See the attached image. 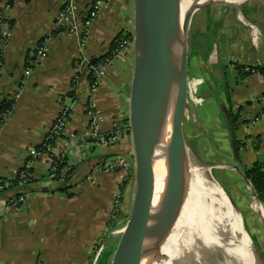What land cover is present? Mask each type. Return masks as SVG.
I'll list each match as a JSON object with an SVG mask.
<instances>
[{
	"label": "crops",
	"instance_id": "1",
	"mask_svg": "<svg viewBox=\"0 0 264 264\" xmlns=\"http://www.w3.org/2000/svg\"><path fill=\"white\" fill-rule=\"evenodd\" d=\"M12 2V7L5 9L0 0V10L10 19L12 28L0 67V107L4 99L12 102L8 119L0 124V179L13 176L41 144L64 98L72 107V115L56 144L58 149L68 151L71 171L67 185L73 195L59 190L60 182L43 183L46 166L41 162L34 166L36 180L32 184L0 194V264H89L101 238L105 242L101 254L109 256L115 250L120 239L115 230L126 224L135 190L134 175L121 184L118 172L96 173L93 169L111 154L132 153L133 139L127 132L109 146L89 141L79 145L69 133H80L88 125L90 65L111 56L97 61L111 50L120 31L134 29V0H111L109 8L88 27L85 39V15L92 0ZM69 3L78 6L76 17L58 25V16ZM249 23L260 29L257 41L252 38ZM201 26L203 39L197 42L189 62L188 81L193 91L190 94L187 88L184 133L199 158L220 161L217 169L242 177L240 171L264 161V74L245 73L244 69L264 66V0L211 4ZM42 45L48 48L47 57L37 59V48ZM82 59L88 65L86 71H79ZM110 66L95 96L106 132L112 130L117 118L129 121L134 69V65H115L114 60ZM76 74L81 76L77 82ZM73 87L75 97L70 99L67 96ZM228 114L233 118L237 145L240 143L239 160L233 150ZM90 173L94 181L88 180ZM227 178L228 186L236 192L237 185ZM117 190L122 191L123 202L120 215L112 220L110 212ZM21 192L28 197L19 206L3 202ZM262 240L264 237L259 239L264 252ZM107 249L113 250L106 253Z\"/></svg>",
	"mask_w": 264,
	"mask_h": 264
},
{
	"label": "water",
	"instance_id": "2",
	"mask_svg": "<svg viewBox=\"0 0 264 264\" xmlns=\"http://www.w3.org/2000/svg\"><path fill=\"white\" fill-rule=\"evenodd\" d=\"M223 3L228 2L209 0L194 7L187 22V32H189L193 14L198 9L211 4ZM179 4L180 0H134V69L129 121L136 159L135 190L130 215L121 232L111 264L163 263V238L175 221L183 201L181 194H172L165 180L161 195H159L160 204L155 211L157 195L155 157L162 141L163 111H166L167 116L165 129L168 137L167 152L171 165L174 164L181 143H185L189 149L183 129L189 71L188 33L180 49L174 86L168 101L161 99L159 95V86L168 53L166 42L170 41L172 33L176 30ZM228 119L232 131L235 158L239 160L240 153L233 118L230 114H228ZM179 163L180 165L176 167L179 171L176 174L173 173V182L177 190L181 189L186 179L185 164L182 165L180 161ZM240 174L253 191L258 205L264 209L245 172L240 171ZM44 190L50 191L51 189L44 187ZM227 195L237 209L243 230L250 241L252 253L249 249L248 252L250 256L252 255V264H264L263 253L249 232L238 206L228 193ZM245 242L247 244L246 240ZM99 255H95V262ZM247 263L251 264L248 258L245 264Z\"/></svg>",
	"mask_w": 264,
	"mask_h": 264
},
{
	"label": "bare ground",
	"instance_id": "3",
	"mask_svg": "<svg viewBox=\"0 0 264 264\" xmlns=\"http://www.w3.org/2000/svg\"><path fill=\"white\" fill-rule=\"evenodd\" d=\"M208 1L180 0L176 30L172 33L170 41L166 42L168 53L159 86V95L166 102L174 86L180 49L187 38L190 12L194 7ZM166 118V111H163L162 141L155 157L157 187L155 211L160 204L159 195L165 180L173 195L183 196V204L163 238L164 258L161 264H245L247 258L252 264V255L250 256L248 252L249 249L252 253L250 241L243 230L239 213L227 193L210 176L209 169L198 164L185 143L179 145L174 164L171 165L167 152ZM179 161L182 165L185 164L186 179L181 189L177 190L173 182V173L179 171L176 168L180 165Z\"/></svg>",
	"mask_w": 264,
	"mask_h": 264
},
{
	"label": "built area",
	"instance_id": "4",
	"mask_svg": "<svg viewBox=\"0 0 264 264\" xmlns=\"http://www.w3.org/2000/svg\"><path fill=\"white\" fill-rule=\"evenodd\" d=\"M111 0H92L89 7L88 13L85 15V24L87 25V31L83 38L87 37L88 27L91 23L100 15L101 11L109 8ZM1 3L5 9H10L12 7V0H1ZM78 12V6L74 3L66 4L57 19V24H63L64 19H73L76 17ZM251 29V35L254 41H257L260 37V29L257 25L249 23ZM11 23L10 19L0 10V59H3L4 49L9 42L11 36ZM133 52L134 54V32L129 30H123L121 35L116 39V44L114 47L113 54L106 61H99L96 64H91L89 68L91 76L90 85V95L87 103V115H88V125L80 133L71 132L69 133V138L75 140L79 145L86 142H94L100 146H109L111 144H116L122 137L128 132L131 133L130 122L121 120L117 118L113 123V128L110 132H106L103 129V114L99 107L95 103V96L99 89V85L106 73V66L111 64L115 58L124 56ZM48 48L46 45L39 46L37 48L36 58L43 59L47 57ZM87 65L85 60L82 59L79 62V71H82L83 67ZM255 66H262L261 64ZM247 66L246 71L257 72L256 68ZM80 74V73H79ZM76 74L74 81L79 80L80 75ZM74 86V85H73ZM188 91L191 94L193 91V86L188 81L187 85ZM70 99L75 97V89L69 93L67 96ZM264 99V95L261 96ZM10 109L6 108L0 115V124H3L9 116ZM72 115V107L64 102L62 99L60 110L55 116L53 122L49 126L47 133L41 142V144L35 148L31 154L25 159L22 166L14 173L11 177H3L0 179V194L5 193L11 189L19 186L30 185L36 180L34 173V166L36 163L41 162L46 166V173L42 178L45 185H50L54 182L64 181L69 172L71 171V166L67 162L66 149L57 148V140L64 133V130L70 120ZM65 145L68 142H64ZM135 154L134 151L129 154L116 153L105 157L102 161L96 164L94 167V172L99 173H119V180L121 184L129 182L131 177L135 175ZM234 169V168H232ZM88 180L94 181V174L90 173L87 176ZM28 193L21 192L15 193L7 198L3 199V202L11 206H19L24 201H26ZM123 202V194L121 190H117L113 194V203L110 218L116 220L120 213ZM124 226L115 230L121 233ZM105 247V242L102 238L99 240L98 247L96 249V254H101L103 248Z\"/></svg>",
	"mask_w": 264,
	"mask_h": 264
},
{
	"label": "rangeland",
	"instance_id": "5",
	"mask_svg": "<svg viewBox=\"0 0 264 264\" xmlns=\"http://www.w3.org/2000/svg\"><path fill=\"white\" fill-rule=\"evenodd\" d=\"M208 7H209V5L198 9L193 14V17L191 19V24L189 27L188 39H187L189 62L193 56V52L195 51V49L197 47V42L201 41L203 39L202 32H201V29H202L201 24L205 23V14L207 13ZM114 63H115V65L120 63V64L124 65L125 67L129 68V67L134 65V54L133 53L127 54V55L115 58ZM110 67L111 66L109 64L106 66V69H110ZM188 76H189V71H188ZM186 136L187 135H185V139H186V142L189 146L190 153L193 154L194 157L197 159L198 164L200 166L202 165L201 167L204 168V166H205L206 168L209 169L210 176H212V178H214L217 181L219 186L224 191L225 190L227 191V192L226 191L225 192L228 193L230 195V197L233 199V201L236 203V205L238 206V208L240 210L242 217L245 220V223L248 226L249 232L251 233L256 244L259 246V248L261 249V252L264 255V252L261 248V243L259 242V239L264 237V220L262 219V216L264 218V213H263L262 209L260 210L256 207L257 204L254 203V201H256L255 195H254L253 191L251 190L250 186L248 185L246 180H244L242 177H240L238 175L235 176L230 171L228 172L227 170H224V169H217L215 166H218L219 165L218 163L220 161H218V162L214 161L213 162V161L208 160V159L206 160V159L199 158L198 153L195 151V149L193 147L194 146L193 142H191ZM225 175H228L227 177L230 178V180L233 181L237 185V187H236L237 191L236 192H234L228 186V184L226 182L227 177L226 178L224 177ZM133 180L135 182V175L133 177ZM134 186H135V183H134ZM238 195L241 198H239ZM257 195H258V193H257ZM182 204H183V202H181V205ZM261 233H262V236H261ZM120 235H121V233H120ZM256 235H258L259 239L257 238ZM263 241L264 240H262V244H264ZM112 250L113 249H107L106 253H111ZM114 252H115V250H113L112 254H110L107 257L110 264H111V261L113 259ZM95 259H96V257L94 255V257H92V261L89 264H95Z\"/></svg>",
	"mask_w": 264,
	"mask_h": 264
},
{
	"label": "trees",
	"instance_id": "6",
	"mask_svg": "<svg viewBox=\"0 0 264 264\" xmlns=\"http://www.w3.org/2000/svg\"><path fill=\"white\" fill-rule=\"evenodd\" d=\"M122 31H120L115 36V38L113 40V43H112L111 50L108 53H106L105 55L99 57L97 59V61L107 59L110 55L113 54V50H114V47H115V44H116V39L119 37V35H121ZM2 63H3V59H0V67H1ZM249 67H252V66H249ZM245 68L246 67H244V69ZM253 68H256V71H260V72H262L264 74V66H254ZM83 69H84V71H86L88 69V65H85L83 67ZM245 73H252V72L245 70ZM89 77L91 79V76H89ZM11 106H12V102L10 100L4 99L2 104H1V107H0V115L6 108H11ZM237 123H238L237 122V118L234 117L235 126L237 125ZM239 144L240 143L238 142V145ZM245 175L251 181L254 189L258 193L260 201L264 202V161H256V162H254L250 167L246 168ZM67 180L68 179L66 178L65 181H61L60 182L61 185L59 186L58 189L61 190V191H65V192H67L69 194V196H72L73 193L69 192L70 186L67 185L68 184ZM97 247H98V244H97ZM107 257L108 256L104 255L103 253L100 254L98 259H97V261L95 262V264H110V262H109Z\"/></svg>",
	"mask_w": 264,
	"mask_h": 264
}]
</instances>
